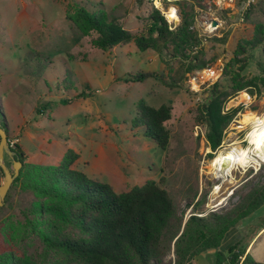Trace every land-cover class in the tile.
<instances>
[{
  "label": "rangeland",
  "instance_id": "obj_1",
  "mask_svg": "<svg viewBox=\"0 0 264 264\" xmlns=\"http://www.w3.org/2000/svg\"><path fill=\"white\" fill-rule=\"evenodd\" d=\"M79 5L103 11L134 33L145 30L155 11L162 15L170 5L190 15L193 36L212 21L218 24L211 26L213 33L210 24L207 36H196L195 54L188 53L189 46L186 51L173 44L140 51L132 41L101 50L92 45L95 32L83 34L66 18L65 12ZM259 36L262 41L255 45ZM252 38L255 46L246 45L237 62L229 60L235 42ZM245 63L240 78L234 76ZM189 65L201 68L188 70ZM141 70L162 73L164 79L126 80L128 73ZM238 85L243 88L236 90ZM211 89L223 112L231 115L214 151L205 124L196 120ZM140 99L171 107L165 150L133 126ZM262 118L264 0L247 9L240 2L217 0H166L158 6L148 0H0V127L18 143L15 151L23 152L26 162L56 165L70 148L79 154L75 169L111 184L117 192L153 179L170 193L184 219L191 213H220L238 204L252 186L264 183V163L233 168L223 179L215 176L211 161L220 153L257 143L260 135L252 133V126ZM4 162L12 171L6 154ZM2 180L0 170V184ZM36 202L46 200L23 190L19 181L11 182L0 206V254L43 261L42 241L25 223ZM263 220L264 207L239 221L220 249L240 238L246 252L264 264ZM62 232L78 235L68 227ZM166 257L174 256L170 252ZM206 259L196 257L195 263L207 264Z\"/></svg>",
  "mask_w": 264,
  "mask_h": 264
},
{
  "label": "trees",
  "instance_id": "obj_2",
  "mask_svg": "<svg viewBox=\"0 0 264 264\" xmlns=\"http://www.w3.org/2000/svg\"><path fill=\"white\" fill-rule=\"evenodd\" d=\"M65 15L81 33L95 32L92 45L101 50L132 41L140 51L158 44H173L179 49L185 47L186 51L189 46L191 54L198 51L191 50L198 44V32L194 36L190 33L189 14L180 13L179 24L170 30L162 15L155 11L145 30L136 33L122 28L103 11L92 10L86 5L76 6L72 13L66 11ZM252 40L235 42L229 60L237 62V54L245 52L246 45L259 44L262 36L257 37L255 45ZM245 65L235 70L234 76L240 78ZM193 67L201 68L189 65L188 70ZM155 77L160 81L164 79L162 73L141 70L128 73L126 80L143 82ZM241 88L243 85L235 89ZM223 108L214 89L198 107L196 120L205 124L206 139L213 151L220 145L221 130L231 116L224 113ZM170 118L169 105L162 103L155 107L140 99L132 122L133 126L141 127L143 135L159 149L165 150L169 144L165 124ZM17 147L18 143L12 150ZM15 157L21 167L13 184L19 181L23 190L46 200V203L36 202L30 206L25 222L38 233L45 254L43 261L33 262L2 253L0 264H197L195 258L208 250H214L210 264H263L246 252L247 244L240 238L225 250L219 247L239 221L264 207V183L252 186L238 204L220 213H191L184 219L170 193L157 181L149 179L117 192L111 184L75 169L73 164L79 154L70 148L56 165L26 162L23 152L15 151ZM63 227L75 230L78 235L63 234ZM260 228H264V220ZM170 252L174 257L167 260Z\"/></svg>",
  "mask_w": 264,
  "mask_h": 264
},
{
  "label": "bare ground",
  "instance_id": "obj_3",
  "mask_svg": "<svg viewBox=\"0 0 264 264\" xmlns=\"http://www.w3.org/2000/svg\"><path fill=\"white\" fill-rule=\"evenodd\" d=\"M156 1V5H158ZM173 8L166 11V17L171 19L173 17ZM208 78L207 70L203 73ZM252 133H258L260 140L254 144H248L239 151H231L220 153L215 156L212 161V167L216 177H224L231 172L233 168H246L252 163L260 165L264 163V118L256 121L252 126Z\"/></svg>",
  "mask_w": 264,
  "mask_h": 264
},
{
  "label": "water",
  "instance_id": "obj_4",
  "mask_svg": "<svg viewBox=\"0 0 264 264\" xmlns=\"http://www.w3.org/2000/svg\"><path fill=\"white\" fill-rule=\"evenodd\" d=\"M216 21H213L212 24L215 25ZM8 155L12 159L11 171L4 162V155ZM21 167V162L18 161L15 157V151L9 148L7 144L6 132L3 128L0 127V170L3 174V180L0 184V206L3 204L5 194L10 187L11 182L17 176L19 168Z\"/></svg>",
  "mask_w": 264,
  "mask_h": 264
},
{
  "label": "built area",
  "instance_id": "obj_5",
  "mask_svg": "<svg viewBox=\"0 0 264 264\" xmlns=\"http://www.w3.org/2000/svg\"><path fill=\"white\" fill-rule=\"evenodd\" d=\"M148 1L152 2L155 6H158V5H156V1H158L159 5H161L162 2L166 1V0H148ZM167 1L170 2L171 0H167ZM217 1H220L221 3L224 2L225 4L226 3L227 4H232L234 2H240L242 4V6H243V9H247L251 5L256 3L258 0H217ZM171 8H173L174 15H173V17L171 19H169L168 17H166V11H169ZM166 11H162L161 10V13H162L164 19L166 20V22L168 24V28L170 30H174L177 27V25L179 24L180 20H181V16H180L179 10L174 5H170L166 9ZM210 24H211V22L206 24L204 27H202V28H206V29H202V28L198 29V37H201V36L205 37V36H207L209 34L206 30L208 28L207 26L210 25ZM217 24H218V22L215 23V25H217ZM215 25H213V24L210 25V28H212V29H210V30H212V31H210V33H213L214 30H216V29H213V27H211V26H215ZM215 28H217V27H215ZM198 48H199V44H196V45H194L192 47L191 50H192V52H196L198 50ZM197 129H198V126H196V130ZM196 133H197V131H196ZM16 143L17 142L14 139L9 138V137L7 138V144L9 146V148L13 149Z\"/></svg>",
  "mask_w": 264,
  "mask_h": 264
},
{
  "label": "crops",
  "instance_id": "obj_6",
  "mask_svg": "<svg viewBox=\"0 0 264 264\" xmlns=\"http://www.w3.org/2000/svg\"><path fill=\"white\" fill-rule=\"evenodd\" d=\"M78 160V159H77ZM76 160V161H77ZM76 161L74 162V164L76 163ZM73 164V165H74ZM232 230V229H231ZM229 233V232H228ZM227 233V234H228ZM227 236V235H226ZM226 238V237H225ZM225 240V239H224ZM223 240V241H224ZM223 243V242H222ZM228 244H230V243H228ZM227 244V245H228ZM221 247V246H220ZM219 247V248H220ZM213 251L214 250H208L207 252H205V253H201L200 255H198L197 257H199L201 260H204L205 261V259H206V257L208 256V258L206 259L207 260V264H210L211 262H212V260H213V256H212V253H213ZM209 260V261H208ZM206 262V261H205Z\"/></svg>",
  "mask_w": 264,
  "mask_h": 264
},
{
  "label": "flooded vegetation",
  "instance_id": "obj_7",
  "mask_svg": "<svg viewBox=\"0 0 264 264\" xmlns=\"http://www.w3.org/2000/svg\"><path fill=\"white\" fill-rule=\"evenodd\" d=\"M1 127L5 130V132H6V127L5 126H2L1 125ZM6 136H7V132H6Z\"/></svg>",
  "mask_w": 264,
  "mask_h": 264
}]
</instances>
